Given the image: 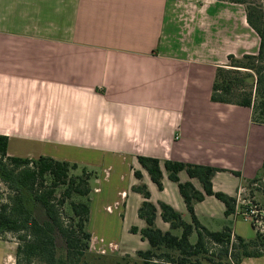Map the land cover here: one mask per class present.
<instances>
[{
	"label": "crops",
	"instance_id": "obj_1",
	"mask_svg": "<svg viewBox=\"0 0 264 264\" xmlns=\"http://www.w3.org/2000/svg\"><path fill=\"white\" fill-rule=\"evenodd\" d=\"M233 5L0 0V135L8 137L9 156L50 157L93 175L87 225L93 254L112 256L123 249L116 239L98 234H116L130 199L137 220L128 231L146 227L138 216L144 198L135 186L146 185L156 206L164 202L185 221L191 219L166 161L220 169L214 190L235 198L241 183L260 172L264 125L252 121L249 108L211 99L217 68L224 63V40L241 41V56L254 41L247 16H238ZM139 156L160 160L164 190L152 182ZM180 181L202 191L186 172ZM225 211L214 197L195 205L197 218L211 231L218 222L221 231L234 217H245L239 206L229 218ZM156 224L170 230L160 211ZM233 236L239 235L233 230ZM134 237L126 250L149 249L140 233ZM16 250V243L0 237V264H15ZM260 259L242 264H264Z\"/></svg>",
	"mask_w": 264,
	"mask_h": 264
},
{
	"label": "trees",
	"instance_id": "obj_2",
	"mask_svg": "<svg viewBox=\"0 0 264 264\" xmlns=\"http://www.w3.org/2000/svg\"><path fill=\"white\" fill-rule=\"evenodd\" d=\"M247 21L260 37L259 51L255 55H244L241 59L228 56L229 63L217 68L211 99L215 103L249 108L252 110V121L264 125V12L248 7ZM8 142V137L0 135V180L12 193L7 201L0 202V237L5 239L13 235L17 240L15 264L105 262V256L90 251L92 235L87 225L90 220L92 174L83 168L82 176L70 177L71 171L78 169V165L50 157L28 159L9 156ZM138 162L158 189L164 190L160 160L139 156ZM164 167L170 180L178 184L191 222L185 221L181 213L164 202L156 206L146 185L133 187V191L144 198L138 216L145 221L146 227L142 230L136 227L131 229L132 233H140L142 239L149 243L148 250L137 252L142 264H242L248 259L264 257V233L256 230L254 222L252 225L256 236L246 240L233 236L231 224L221 231H211L197 218L195 205L205 201L206 197H214L222 202L227 218L237 213V198L214 190L213 179L220 169L177 161H166ZM181 172H186L191 179H197L202 191L191 182L182 183ZM235 174L240 176L237 172ZM135 176L139 180L143 178L140 171H135ZM262 180L264 163L250 185H257ZM61 187H65V190L59 200L57 191ZM73 195L84 197L87 202H71L74 218L68 224L64 220L62 207L66 199ZM37 204L45 210L46 222L36 217L34 207ZM159 211L162 220L170 225L169 231L157 226ZM175 231H181V234L176 235ZM57 234L65 241L64 249L57 245ZM194 234L197 240L192 242ZM115 264L139 263L123 258Z\"/></svg>",
	"mask_w": 264,
	"mask_h": 264
},
{
	"label": "rangeland",
	"instance_id": "obj_3",
	"mask_svg": "<svg viewBox=\"0 0 264 264\" xmlns=\"http://www.w3.org/2000/svg\"><path fill=\"white\" fill-rule=\"evenodd\" d=\"M224 3L227 4H234L233 6H236V8L240 9V13L238 16L243 18L244 16H247V10L248 7L252 6L253 8H257L259 11L264 12V0H240L241 2L244 3H237L238 1H231V0H220ZM245 18V17H244ZM240 22V21H239ZM251 33L253 34L254 41L253 43H250L249 49L247 51L249 52L247 55H255L258 52L259 49V44H260V37L257 34V32L251 28ZM243 43L240 41L236 43H232L230 41H225L223 43V51H222V57L224 58V63L220 66L227 65L229 63L228 61V55L233 54V52H237L235 55L237 58L241 59L243 56H241L240 53L244 52L245 50H240L242 49ZM239 49V50H238ZM239 53V54H238ZM83 171L82 168H78L76 170H72L70 173V177H75L77 178L78 176H82ZM93 176V175H91ZM250 181L247 182H242L240 187H238V206H239V212L241 215H245L248 213L249 210H255L257 211L258 214V219L253 221L251 218L246 219L243 216H237L232 219V222L230 223L232 226V229L239 235L240 237L246 239V240H252L256 236V231L253 228L252 223H255L256 230L261 231L264 233V215H261V212H264V180L260 181L257 185H250ZM48 183H50V180H47ZM65 190V187H61L57 191V196L58 199L61 200L63 197V192ZM12 193L10 190L7 188V186L0 180V202H5L9 199L10 195ZM71 202H76V203H85L87 202V199L84 197H80L79 195H73L72 198L66 199V203L62 207V212H63V217L68 224L73 220V212L71 208ZM219 204V203H218ZM221 206V205H220ZM34 212L36 217L41 221V222H46L48 220L45 210L43 207L39 204H37L34 207ZM137 220V215H136V207H134V203L132 199L129 200L128 202V211H127V218L126 222L121 223L119 228L116 230V234H103L99 232L98 236H103L107 239H116L123 249L118 252L116 255H110V256H105V262H102V264H115L118 261H121L123 258L126 260H129L130 262H135L137 261L139 264H142V262L138 259L137 257V252L138 251H130L126 250V247L131 246L133 243H135L136 238L134 237V234L130 233L128 231L129 225H132L133 222ZM187 222H191V219L188 218ZM202 222L209 226L206 221L203 219ZM220 222L217 223V225H212L210 226V229H213V231H220ZM176 235H180L181 231H175L174 232ZM5 239H9V241L16 243V247L18 246L17 240L14 238L13 235H9ZM57 245L60 249H64L66 247L65 241L62 238L60 234H57ZM197 240L196 234L192 237V242H195ZM130 253V254H129ZM264 258V257H262ZM258 262H264V259H260ZM91 264H97L96 260H92Z\"/></svg>",
	"mask_w": 264,
	"mask_h": 264
},
{
	"label": "built area",
	"instance_id": "obj_4",
	"mask_svg": "<svg viewBox=\"0 0 264 264\" xmlns=\"http://www.w3.org/2000/svg\"><path fill=\"white\" fill-rule=\"evenodd\" d=\"M261 215H264V212H261ZM245 218L246 219H252L253 221L256 222V220L258 219V214L257 211L255 210H249L247 214H245Z\"/></svg>",
	"mask_w": 264,
	"mask_h": 264
}]
</instances>
